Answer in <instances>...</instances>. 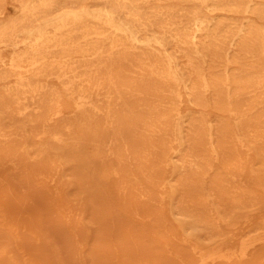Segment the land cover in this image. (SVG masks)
I'll use <instances>...</instances> for the list:
<instances>
[{
  "label": "bare ground",
  "instance_id": "6f19581e",
  "mask_svg": "<svg viewBox=\"0 0 264 264\" xmlns=\"http://www.w3.org/2000/svg\"><path fill=\"white\" fill-rule=\"evenodd\" d=\"M15 1L18 14L3 22L7 0H0V48L13 55L5 63L0 50V172L14 168L6 179L0 176V184L8 183L11 194L32 191L42 199L39 180L57 176L69 199L79 203L83 232L70 237L49 227L50 250L27 259L13 253L7 236L0 239L2 248L10 244L0 248V264H264V219L236 248L228 247L225 233L263 206L264 0H206L210 12L250 19L227 23L195 5L179 13L185 24L146 14L141 4L152 0ZM196 59L241 68L213 77L195 70ZM55 81L88 113L78 126L86 141L72 135L70 126L69 138L50 128L59 116ZM234 140L255 155L248 170L254 190L242 178L245 161L232 155ZM89 169L117 178L124 198L136 195L148 205L151 231L166 242L168 257L105 209L96 182L86 176ZM0 221L7 224L8 216ZM166 223L178 236L164 232Z\"/></svg>",
  "mask_w": 264,
  "mask_h": 264
},
{
  "label": "rangeland",
  "instance_id": "374dc122",
  "mask_svg": "<svg viewBox=\"0 0 264 264\" xmlns=\"http://www.w3.org/2000/svg\"><path fill=\"white\" fill-rule=\"evenodd\" d=\"M200 1L202 4L199 6L195 2L188 3V2H179L176 0L156 2L152 0L146 4H141V9L146 14H149L153 11L161 14H165L164 17L166 19L170 18L175 23L176 22L178 23L182 20L183 21L182 24L186 23L187 18L186 17L179 18V13L191 12V10L195 5L198 7V9L202 14L210 18H217V19L224 18L227 23L228 22L239 23L241 21L250 19L248 16L242 14L224 13L220 10L210 12L208 8H206L207 1L206 0H200ZM89 2L92 1H88L87 3L90 4ZM6 3L7 4L5 8V15L2 17L3 22L7 21L9 18L13 16H16L19 12L18 3L15 0H7ZM259 23L262 26L264 25V22H259ZM153 29L159 30V27L155 24L153 26ZM0 50L3 60L5 61V63H8L13 56L12 52L8 48H0ZM186 52H189L188 49L186 50ZM185 60H186L185 57L182 58L183 62H185ZM194 68L196 71L200 73L208 74L213 77H219L224 73L225 68H228L229 71H236L241 67L237 65L228 64L224 60L216 61L215 59H212L208 64H205L203 61L196 59L194 62ZM253 71L260 72L261 69L258 67H253ZM53 85L57 87L61 92L57 101L58 103L57 110L59 112V116L49 123L50 128L62 131L66 135V137L69 138L71 137V135L69 132H67L66 126H70V128L72 127L71 128V132L73 133V134L71 133L72 135L75 134L76 138L79 137V139L86 141L87 138L85 133H83L84 132L82 130L83 128H79V127H81L80 122H85L86 119L88 118V113H86L85 109L82 108L81 101L77 98V96H73V97L67 96L62 91V86H63L62 83L55 81ZM189 107L190 106L187 104V102L184 101L182 105L183 110H187L189 109ZM205 113L208 115L209 118H215L216 113L214 110L207 109ZM224 119L229 120L233 124V120L230 119L229 116H225ZM78 123L80 125H77ZM229 147H231V152L234 158L236 157V155H238L245 161V171L242 174V178L243 181L246 182L247 185L254 190L253 186L250 184V180L248 177V170L250 166L254 164L256 161L254 153L248 150L246 147H242L235 140L233 141V143L230 144ZM74 154H79V152H74ZM87 154L90 158H94L93 150L89 146L87 148ZM111 162L113 164L119 165V162L115 159H112ZM92 171L93 169H89L88 172H86V176L89 179H93L96 182L97 190L99 195L101 196L102 203H104L105 209L108 212L110 211L116 217L120 218L121 223H124L129 228V232H131L132 234L137 233L139 237L145 238L146 240L145 242L148 245H153L156 248H159L160 250L159 255L161 258L168 257L170 255V251H168L166 242L163 239L154 235L151 231V225L148 219V216L150 214L148 205L145 202H142V200L136 198V195H134L133 197L124 198V196L118 191L117 178L111 176L109 179H106L103 176V174H101L102 172L99 169L93 172ZM13 172H14V168L12 166H6L0 172L1 173L0 176L6 179V176L8 177L9 174L10 173L12 174ZM91 174L93 176H91ZM53 179L54 180H50L46 182L39 180L40 185H38L39 186L38 189L40 190L38 191H41L40 193L42 194L41 196L43 197L42 199L35 197L32 191L22 192L21 195L17 191L16 193L11 194L10 193L11 186H9L8 183L4 182L0 184V215L5 214L8 216L9 219L7 224H4L3 222L0 221V234H3L1 235L3 236V238L0 239L5 240L6 238L8 239L9 237L10 240H6L4 242H8L11 244L10 245L7 243L5 246L7 245L8 246L2 248L1 246L4 242L0 241V248H2V251L4 250V248L7 249L11 246V248L14 251L12 249H8L9 251L6 250L7 252L13 251V253L19 254L27 259V257L31 254L37 255L40 252L45 253L48 250H50V247L47 245V239H46L47 238L46 234L47 232H49V227L52 228L56 227V229L59 227L61 231H63L64 233L66 232L70 237L74 236L75 234H81L83 232L82 231L83 228L78 222L79 214L81 210L79 203L69 199L68 197L69 193L67 187L60 182L57 176H54ZM101 184L104 186H102ZM76 191H74V194L78 193V190ZM23 193H25L26 195ZM158 193L159 190H155V195ZM260 193H258V196L263 202L262 209L257 214L251 215L249 218L246 219L242 218L237 222H235V224H233L232 226L225 228V233L227 234L228 237L227 238L228 247L236 248L240 237L245 232L251 230L257 222H260L262 219H264V194L262 193L260 194ZM24 195L26 196V198ZM5 198L7 199V201ZM23 199H27V200L25 201ZM8 201H12V202L8 203ZM21 201H25L26 209L24 211H20L18 209ZM27 202L30 204H28ZM33 203L37 205L35 206V208L33 207L34 205L32 206ZM165 203L166 201L163 202L164 208L166 207ZM12 206H14V208ZM30 208L33 209L34 211L36 210L42 213L35 212L36 213L35 215L34 213L31 214V212L34 211L30 210ZM27 209H29L28 211L31 212L26 211ZM16 212L17 214L15 216L14 214ZM19 216L23 218L21 222L19 221L21 220L19 219L20 218ZM36 216L37 218L32 219L33 217ZM46 216H49L50 219L46 218ZM67 219L68 222L65 223L64 220ZM32 220H34V222ZM39 220L43 221L42 225H39L41 224ZM58 222L59 223L62 222V224H59ZM164 227H165L164 232L167 233L166 230H168V233L170 235L175 233V235L178 236V230L177 228L173 227L172 224L166 223ZM21 236L23 238H21ZM31 246H33L34 248H31ZM84 249L85 248H82V250ZM48 255L51 258H55L54 254H48ZM76 258L81 259L82 253L78 252ZM28 264H33V263L29 261Z\"/></svg>",
  "mask_w": 264,
  "mask_h": 264
}]
</instances>
